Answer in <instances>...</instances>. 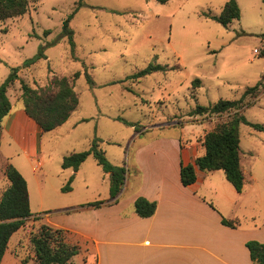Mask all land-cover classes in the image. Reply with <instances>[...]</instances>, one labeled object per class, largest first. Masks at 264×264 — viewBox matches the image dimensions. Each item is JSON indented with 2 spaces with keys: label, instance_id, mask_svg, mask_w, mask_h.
Masks as SVG:
<instances>
[{
  "label": "rangeland",
  "instance_id": "1",
  "mask_svg": "<svg viewBox=\"0 0 264 264\" xmlns=\"http://www.w3.org/2000/svg\"><path fill=\"white\" fill-rule=\"evenodd\" d=\"M226 1L29 0L25 14L0 21V84L12 67L19 68L18 79L8 89L11 101L19 100L21 81L38 88L46 85L52 74L72 77L80 72L74 80L80 106L71 120L79 116L87 120L74 130L68 131V125L62 127L54 139V155L58 158L53 157L43 169L38 168L39 178L44 170L54 176L69 173V169L61 167V153L86 150L96 138L108 160L127 171L138 144L159 134L177 133L175 128L152 129L136 139L132 126L112 117L119 116L140 128L159 123L171 125L192 115V123L208 121L212 127L237 112L250 122L264 125V2L236 0L240 18L224 27L205 14H219ZM72 12L69 25L73 30V53L67 38L62 36L63 21ZM40 47L47 58L24 67L23 62L37 54ZM151 62L179 68L125 80ZM84 69L93 76L95 86L87 82ZM195 78L201 80V86L193 87ZM259 81L262 84L257 95H247L238 110L191 114L197 105L238 99L247 87ZM237 129L245 176L250 171L256 178L254 183L264 188V131L244 123ZM6 165L0 155V183L6 180ZM25 176L29 181L32 216L10 237L1 264H20L23 259H28L27 264H35L30 234L41 224L40 215H58L39 209L38 188L29 174ZM82 176L87 179L86 190ZM51 179L55 185L59 182ZM60 186L58 195L63 201L74 196L82 203L103 201L109 195L108 176L91 155L80 166V179L72 181L71 190L63 192ZM49 193L48 200L54 191ZM243 211L251 217L241 218V223L264 224V206L259 200L255 205L248 203ZM68 238L72 239L70 235ZM80 245V252L70 264H85L87 252Z\"/></svg>",
  "mask_w": 264,
  "mask_h": 264
},
{
  "label": "crops",
  "instance_id": "2",
  "mask_svg": "<svg viewBox=\"0 0 264 264\" xmlns=\"http://www.w3.org/2000/svg\"><path fill=\"white\" fill-rule=\"evenodd\" d=\"M90 76L93 87L96 83ZM71 116L55 129L43 132L19 100L11 101V109L2 121L0 155L24 176L27 188L25 173L29 174L38 188L39 209L58 214L40 215L41 223L66 229L72 237L69 240L82 244L87 252L85 264H252L245 243L252 239L264 243V224H244L240 219L251 217L243 211L248 203L255 205L259 200L264 206V188L254 183L255 176L250 171L245 176L241 165L245 177L241 192L235 190L223 170L201 171L195 166V181L187 186L180 181V164H194L204 154L203 137L211 122L192 123V115H187L171 125L159 123L134 129L136 139L152 129L175 128L177 133L159 134L138 144L116 202L112 203L114 199L108 195L99 207H90L75 196L63 201L58 195V186L67 177L73 175V182L80 179V167L55 176L44 170L42 178L36 173L53 157L58 158L54 155V139L62 127L68 125V131L74 130L87 120L84 116L71 120ZM69 121L71 124H67ZM65 155L61 153V161ZM104 174L109 183V174ZM51 178L59 182L55 185ZM86 181L82 176L85 190ZM8 185L7 177L2 179L0 191ZM49 190L54 191L50 200ZM28 193L30 201V188ZM139 196L157 203L152 216L143 218L134 212V200ZM222 218L238 224L234 228L224 225Z\"/></svg>",
  "mask_w": 264,
  "mask_h": 264
},
{
  "label": "trees",
  "instance_id": "3",
  "mask_svg": "<svg viewBox=\"0 0 264 264\" xmlns=\"http://www.w3.org/2000/svg\"><path fill=\"white\" fill-rule=\"evenodd\" d=\"M156 1L165 3L168 0ZM28 6L29 0H0V21L22 16L28 11ZM74 12L62 24V36L67 38L72 53L75 44L73 30L69 22ZM205 16L227 27L233 20L240 18V9L236 0H227L219 14H205ZM45 58L43 47H40L37 54L23 62V66H30ZM172 68H179V65L169 68L167 65L151 62L144 68L126 76L125 80H137L154 72H165ZM18 71V67H12L8 77L0 84V137L3 118L11 109L7 89L18 79ZM83 72L87 82L92 85L91 76L85 69ZM79 75L80 72H75L72 77L52 74L46 85L38 88L20 82L21 94L19 101L26 113L35 120L43 132L53 130L63 124L78 108L79 96L74 90V80ZM122 81L119 80V82ZM261 84L262 82L259 81L255 85L247 87L238 99H219L211 105H197L191 111V114H222L238 110L243 107L247 95H257ZM192 85L193 87L201 86V80L195 78L192 80ZM116 120L134 127L136 131L139 130L138 125L133 122L120 117H117ZM240 123L247 124L257 131H264L263 124L250 122L237 112L233 113L226 121L209 128L203 137L204 154L198 156L194 164H180V181L184 186L195 181L196 166L201 171L223 170L226 179L233 185L235 190L237 192L242 191L245 177L240 163V139L237 129ZM99 141L96 138L92 140L88 149L65 155L62 158L61 167L77 171L88 156H93L103 172L109 174V198L114 199L112 201L114 203L124 185L126 170L123 166L112 164L108 160L104 151L99 148ZM4 173L9 180V185L0 196V264L10 237L23 227L26 220L32 216L25 178L12 164L5 166ZM72 181L73 175L68 178L61 190L63 192L70 191ZM102 203L103 201L95 200L84 205L99 207ZM156 207L157 203L155 201L148 200L143 196L137 197L133 204L134 212L143 218L152 216ZM221 222L233 228L238 224L237 221L226 220L225 218H222ZM29 241L33 249L35 264H70L73 256L78 254L81 249L79 244L72 243L69 240L66 229L53 227L45 223H41L37 230L30 234ZM245 245L249 251L252 264H264V243L252 239L248 240ZM27 263L28 259H23L20 262V264Z\"/></svg>",
  "mask_w": 264,
  "mask_h": 264
}]
</instances>
